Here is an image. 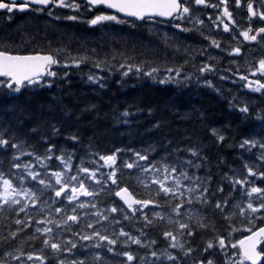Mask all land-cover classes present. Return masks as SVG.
I'll list each match as a JSON object with an SVG mask.
<instances>
[{
	"label": "snow or ice",
	"instance_id": "snow-or-ice-1",
	"mask_svg": "<svg viewBox=\"0 0 264 264\" xmlns=\"http://www.w3.org/2000/svg\"><path fill=\"white\" fill-rule=\"evenodd\" d=\"M221 3L224 5L222 17L235 25L228 0H221ZM193 4L204 5L205 0H0V15L12 21L16 13L47 11L51 16L52 9L57 8L77 13L64 16L66 20L81 21V14L88 16L81 22L91 26L104 21L125 23L126 20L118 15L121 13L139 21L159 16L172 17L177 21L187 19L191 22L194 19L195 24L203 25V20L192 16ZM241 4L242 0H235L236 7ZM98 6L112 11H99ZM246 9L249 26L238 35L243 41H257L258 37L264 39V26L252 27L253 18L264 25V0H258V5L253 0H247ZM93 11L97 14L92 15ZM222 17L217 16L212 23L217 27L222 24L223 31L229 33L230 25ZM60 18L56 16V19ZM216 21L220 24H216ZM175 26L182 28L179 22ZM204 38L210 41V46L221 48V43L215 38ZM236 38L233 35V40ZM229 54L240 56L242 48L233 46ZM214 59L209 57V60ZM82 62L80 58L71 60V64L76 66ZM60 63L61 58L55 53L21 55L14 54L7 47L0 48V98L19 96L23 91L34 89L51 91L56 86V78L60 76L52 68ZM94 67L101 68L102 65L95 62ZM133 67L137 75L142 72L139 65H127V71H123L125 65H120L122 76H127ZM214 67L211 63H204L198 71L213 72ZM158 72L159 68H151L143 75L157 79ZM165 72L167 74L164 78L158 79L160 84L191 83V74L183 75L182 67L166 68ZM173 72L175 76L171 75ZM257 73L261 79L250 80L247 75H240V80L246 82L244 87L251 92L264 96V58H260L257 66L252 69V76ZM68 75L64 72L61 80L68 78ZM87 79L99 84L100 88L106 87L103 77L89 75ZM196 79L197 83L202 82L205 87L220 93V89L215 88L211 80L201 77ZM80 103L84 106L80 107ZM227 106L240 118L244 128H234L231 122L219 123L211 119L206 111L195 106H190L189 112L182 113L175 103L165 105L160 115L156 114L157 110L152 105L140 107L138 103H125L112 110L111 118L115 123L130 126L139 114L150 125L146 129L148 133L154 130L157 134H163L161 139L166 141L167 149L161 146L165 154L159 161L151 158L157 154L159 141L140 148L116 147L102 155L89 151L94 147L93 138L86 136L91 129V122L86 125L84 117L85 114L99 113V108L91 101L65 103L62 97H53L38 102L35 107L10 105L0 110V161L7 160L6 169L0 165V206L15 205L19 212L25 213L24 220H15L16 229L9 231L7 237L0 236V239L7 242L16 238L18 233L34 222L40 226L35 228V233L29 238L41 242L39 252L25 253L19 248L14 250L17 254L5 251L0 264H10L11 261L24 264L21 258L25 255L33 264H216L213 252L227 256L224 235L217 233L212 239L205 240L203 247L199 244L194 246L200 231L208 230L211 225L215 232V226L204 209L219 212L224 220L231 223L236 213L229 212V202L233 198L232 193L240 190L246 194L247 202L244 207L236 204L234 208H238L241 215L247 214L250 225L254 220L264 222V187L254 183L258 179L264 184V106L257 107L253 102L239 101L235 96L227 101ZM191 114H196L200 122V133H193L187 128L182 132L173 129L172 124L177 120L190 121ZM174 132L180 134L174 140L167 139ZM59 138L63 139V144L57 143ZM85 139L88 140L87 144L84 143ZM37 146H42V151H38ZM79 146L84 147L85 156H98L99 161H103L102 166H107L109 172L106 175L100 173V167L91 163L85 166L83 156L79 164H74ZM213 148L223 149L225 153H238L235 158L241 161L243 172L238 173L234 165L228 164L226 155L219 151L213 154ZM125 152L131 153L133 159L118 165V156ZM245 156L250 159L245 160ZM213 166L218 170L227 168V171L213 174ZM118 169H138L144 179L140 175L133 176L132 171L128 179L146 189L150 185L154 186L155 193L151 198L138 199L129 190L127 182L118 175ZM198 171H203L204 175H197ZM26 183L32 187H25ZM105 185L115 187L114 192H109L112 203L100 208L98 202H81L82 196L98 201L101 193L108 190ZM226 187L230 189L227 196ZM47 193L52 195L45 200L43 197ZM161 196L167 198L163 204L159 200ZM217 196L221 199H216ZM57 203L62 206L56 207ZM30 204L37 206L44 214L42 219L33 221V217L27 214L25 210ZM150 206L151 215L146 211ZM164 208L168 211L165 212ZM112 214L121 216V219ZM133 218L141 225L135 228V234L121 226L122 220L131 221ZM82 219L88 222L80 227ZM109 221L113 227L111 232L106 226ZM165 221L167 227L160 233L164 241L161 247L159 240L150 237L147 230ZM74 227L79 230H74ZM246 230L250 234L231 245L234 250L238 246V250L231 253L225 264H264V223ZM231 231L237 229L233 227ZM133 245L136 246L135 250ZM235 256H238V260H232L231 257Z\"/></svg>",
	"mask_w": 264,
	"mask_h": 264
},
{
	"label": "trees",
	"instance_id": "trees-1",
	"mask_svg": "<svg viewBox=\"0 0 264 264\" xmlns=\"http://www.w3.org/2000/svg\"><path fill=\"white\" fill-rule=\"evenodd\" d=\"M19 16L21 19L23 15ZM30 19L32 18L22 17L19 21L17 18H14L12 21H8L5 16L3 17L0 15V48L7 47L15 53H55L61 58V63L59 65H54L52 70L57 71L60 76L56 78V86L53 87L51 91L34 89L31 91H23V94L19 96L13 95L10 97L0 98V110L6 109L10 105H31L35 107L38 102H44L53 97H62L65 103L91 101L97 105L99 113L85 114L84 117L83 122L86 125L91 122V129L86 133V136L93 138L92 143L94 147L89 151L98 152L102 155L114 150L116 147L140 148L144 145L159 141V144L157 145V154H153L151 157L152 159L158 161L160 160V157L165 154L161 146H163V149H167L166 141L161 139L163 134H157L154 130L151 133H148L146 129H148L150 125L147 123L145 117L139 114L130 126L115 123L111 118L113 115L112 110L118 106L122 107L125 103H138L140 107L152 105L157 110L156 114L160 115L161 110L165 107V105L175 103L179 105V111L182 113L189 112V107L195 106L198 109L206 111L207 115L211 119L219 123L231 122L234 128L237 126L241 128L245 127L244 124H241L240 118L228 108L227 101L231 100L233 96L241 101L246 96L245 94L248 93L245 91L243 92L242 90H237L235 85L222 80V75H220L221 72H217L215 68L213 72L201 73V76H193L192 73L194 71H191L190 84H160L158 79H163L166 74L157 73V79L144 76L143 73L145 70L142 68V65L145 62H154V60H159V57H154L160 53L158 52L152 54L150 59L146 57H143L142 59L138 58L132 51L134 46L137 51H140L139 53L143 55L146 51L145 49H147L146 46L148 48L152 46L156 48V44L158 43L153 34H150V31L145 33L146 28L140 23H133L134 26L132 25V29L124 28L122 25L115 27L117 26L115 24L105 25V28H81V26H79V28H63L59 24L57 25L56 22L52 21V28H48L49 26H46L45 22L40 23L38 20ZM107 37H110L111 42V49L109 50L110 53L121 55L130 54L142 68V72L139 75L136 74V69H132L127 76H122V70L120 67L108 68L106 66H102L101 68H95L94 64L89 60H82L83 62L79 66L71 64L72 59L80 58L81 56H84L85 53L89 54L92 48L96 49L98 46L102 48L100 43L104 42ZM115 37L120 39L119 43L115 41ZM125 37L128 38L127 42L123 41ZM85 42H88L91 45L89 52L84 49V45H87ZM67 47L69 48L67 49ZM176 47L177 46H174V48ZM160 58L164 59L163 56H160ZM190 63H193V60ZM66 64L67 66H65ZM189 64H186L183 67V75L188 73L185 70L189 67ZM124 69H126V67ZM64 72H67L69 75L68 78L63 79L62 81L61 78L63 77ZM89 75H98L103 77V82L106 84V87L100 88L99 84L88 81L87 77ZM197 77L211 80L215 88L220 89V93H217L211 88L205 87L202 82L197 83ZM117 81H120V83H117ZM242 101L253 102L249 97ZM79 106L83 107L84 104L80 103ZM191 116L192 118L190 121L180 122L177 120L172 124L173 129H179L182 132L183 129L187 128L193 133H200V122L196 119V114H191ZM170 119L172 118L170 117ZM179 134V132H174L173 136H169L167 139L174 140ZM57 143L63 144L64 141L62 138H59ZM84 143L87 144L88 140L85 139ZM175 146V143H173V147ZM68 147L71 146L69 145ZM37 150L42 151V146H37ZM218 151L220 154L227 156L228 164L234 165L237 168L238 173L243 172V169L241 168V161L235 158L239 155L238 153L232 151L225 153L223 149H212L213 154ZM82 156L85 157V166H90L91 163L95 167H100V173L106 175L109 172V168L102 166L103 161H99L98 156H85V149L83 146L78 147L77 156L73 163L79 164L80 157ZM131 159H133L131 153L125 152L123 155L118 156V165L123 162H130ZM244 159L248 160L250 158L245 156ZM165 162L166 161H160V163ZM140 163L143 162L141 161ZM0 165L6 169L7 160L0 161ZM130 171L132 170L118 169V175L123 181L127 182L129 189L136 194L138 199L151 198L155 193L156 188L151 185L147 189L142 186H137L134 180L128 179ZM222 171H227V168L219 170L215 166L212 168L213 174H217ZM73 173H75V169H73ZM100 173H98V176ZM196 174L203 176L204 172L198 171ZM81 175L83 176V174ZM132 175H140L141 179H144V176L139 173L138 169L132 171ZM254 183H256L257 186L264 187V184H261L258 179L255 180ZM24 186L32 187L31 184L27 183ZM104 187L108 190L101 193L98 201L82 196L80 197L81 202H98L100 208H104L106 204L112 203L113 200L109 198V192H114L115 187L109 188V185H105ZM229 191L230 189L226 187L225 196L228 195ZM49 195H52V193L45 194L43 199L48 200ZM232 197L233 198L229 202L228 210L229 212L235 211L236 214L231 218V223L224 220L219 212H214L211 209H204V211L208 213L212 224L215 226V232L212 230V226L210 225L208 230L200 231L194 242V246L199 244L203 247L204 241L212 239L217 233L224 235L226 238L227 256L224 253L213 252L212 256L216 260V264H225L226 259L231 256V253L238 250L232 249L231 245L236 243L239 238L249 233L246 230L247 228L260 226L261 223H264L262 221L254 220L253 224L250 225L248 223L249 217L247 214L241 215L239 213V209L234 208V205L236 204H239L241 207L245 206L247 202L246 194H242L240 190H236L232 193ZM114 199L116 200V198ZM165 199L167 198L163 196L159 197L161 204L164 203ZM216 199H221V197L217 196ZM48 202L51 203V200ZM65 203H67V201H65ZM55 206L61 207L62 205L57 203ZM21 207H23L22 204ZM151 210V206L146 210L149 215H151ZM163 210L165 212L168 211L167 208H164ZM25 211L28 215L33 217V221L42 219L44 215L40 212L37 206L31 204ZM89 211L91 212L93 210ZM112 215H115L117 219H121V216L119 215ZM16 219L24 220L25 213L19 212L15 205L11 207L0 206V236L7 237L9 231H14L16 229ZM87 222V220L82 219L80 227ZM38 226L40 225L33 222L30 224L29 228H25L22 232L18 233L16 238L9 239L7 242L0 239V258H3V253L5 251H13V254H17L14 251L17 248L25 253L39 252L41 247L40 240L32 241L29 238L35 233V228ZM106 226L108 227L109 232L113 230L110 221ZM121 226L125 227L126 231H132L135 234V228H139L141 225L135 218H133L131 221L122 220ZM166 227L167 224L165 221L147 230L150 237L157 238L159 240L161 247L164 246V241L160 237V233L165 230ZM233 227L236 228L237 231L232 232L231 229ZM74 230H79V228L74 227ZM229 233H231L230 236ZM135 248L136 246L133 245L134 250ZM140 254L142 255L143 252L141 251ZM231 258L232 260H238V256ZM21 259L24 261V264H33L32 261L27 260L26 255ZM10 264H16V262L11 261Z\"/></svg>",
	"mask_w": 264,
	"mask_h": 264
},
{
	"label": "flooded vegetation",
	"instance_id": "flooded-vegetation-1",
	"mask_svg": "<svg viewBox=\"0 0 264 264\" xmlns=\"http://www.w3.org/2000/svg\"><path fill=\"white\" fill-rule=\"evenodd\" d=\"M246 2L247 0H242V4L240 7H236L235 0H228V8L229 11L232 12L233 18L236 21L235 25H232L231 21H228L226 17H222V10H223V4L221 3V0H205L204 5H192V16L196 17L197 19L203 20V18L206 16L208 17L213 14L217 16H221L225 23H229L231 31L229 33H225L223 31V25L220 24L219 21H216V24H220L219 27H217L215 24H213V28H190L193 30H196L198 34L204 39V37H213L217 41L221 43L222 46H225V44L230 41L235 46H240L242 48V54L238 56V65L237 68L239 71H241L242 74L247 75L250 80L255 79H261V76L259 73L256 74V76H252V69L257 66V61L260 58H264V39L258 37L257 41H243V38L240 37L238 34L241 30L246 29L249 26V20L247 17V9H246ZM254 4L258 5V0H253ZM213 5H217L218 7H213ZM67 12L70 13V15L77 14L72 10L65 9ZM197 11V15L194 16V12ZM16 14H37V15H44L45 17L53 20L56 19V17H48L47 11L43 12H26V13H16ZM30 20H36V19H30ZM130 23V21H128ZM67 27L72 28H79V21H72L69 20L64 21V23ZM64 25V28H67ZM264 26L259 23L258 20L253 18L252 27H260ZM203 33V35H201ZM233 35H235L237 38L233 40ZM225 43V44H224ZM226 47L224 52H220V54H226L227 53ZM223 49H218L219 51ZM264 82V81H262ZM257 96H261L259 93H256ZM264 97V96H263Z\"/></svg>",
	"mask_w": 264,
	"mask_h": 264
},
{
	"label": "rangeland",
	"instance_id": "rangeland-1",
	"mask_svg": "<svg viewBox=\"0 0 264 264\" xmlns=\"http://www.w3.org/2000/svg\"><path fill=\"white\" fill-rule=\"evenodd\" d=\"M197 11L195 12L194 16L197 15ZM85 16V15H83ZM209 17H211V19H209ZM207 17L205 16L203 18L204 24L203 25H197L195 24V20L193 19L191 22L193 23V26L195 28H213V23L212 21L216 20V15L211 14L210 16ZM196 18V17H194ZM197 19V18H196ZM104 22H108V21H104ZM110 23L114 22V21H109ZM42 23V22H40ZM49 24V25H48ZM46 26H49L48 28H52L51 27V23L50 22H45ZM83 27H87L86 23H83L82 25ZM157 26V25H156ZM156 26H153L151 28H154L155 31H161L163 32L166 36L161 40L160 43L156 44V48L155 47H150L148 48L146 46L147 49H145V53L142 55L137 51V49L133 46V52L135 53V55L138 58H142L143 57H150L152 54L154 53H160V54H164V55H168V57H166L167 59H171V61L169 63H174V64H178V65H183L185 66L186 64H188L190 61H192L193 59H197L198 54L196 53V49H195V45L188 39L185 38H181L175 35H169V32L166 30V28H157ZM62 28V27H61ZM64 28V27H63ZM47 34V32H46ZM79 39V37H78ZM115 41L117 43L120 42V39L115 37ZM124 42L128 41V38H124L123 40ZM87 45H84V49L85 51L89 52L91 45L88 42H85ZM179 43H182L184 45H181ZM102 48H100V46H98L96 49H91V52L89 54L85 53L84 56H81L80 58L84 61H91L93 64L95 62H100L102 66H106L108 68H112V67H120V65H125L126 69H123L124 71H127V65H138L137 62L132 58V56L129 55H121V54H113L110 53V49H111V42H110V37H107L104 42L100 43ZM109 44V46H108ZM225 44V43H224ZM194 45V46H193ZM174 46H177L176 48H174ZM226 47H230L229 49L227 48V53L223 56H221V59H225L227 57H233L235 55H230V49L231 47L235 46L233 45L230 41H228L225 44ZM114 47V46H112ZM69 47H67L68 49ZM207 48V46L205 45L203 47L202 50H205ZM210 46L208 45V50H209ZM176 49V51H174ZM224 50L226 49H221L219 52H224ZM203 53V51H202ZM221 55V54H219ZM205 57L207 56V53L204 55ZM216 56V53H215ZM150 59V58H149ZM187 60V63H185V61ZM145 64V63H144ZM144 64L142 65V68L145 70V72L149 71L151 68H159V72L158 73H163L166 68H164V65L162 62H158L157 64L155 62H148L147 63V68H144ZM156 64V65H155ZM166 64H168V62L166 61ZM150 65H155L154 67H150ZM140 66V65H139ZM132 69H135V67H133ZM183 74H184V70H183ZM190 73H185V75H189ZM197 73H195L196 75ZM224 75H222L221 77H223ZM242 82V81H241ZM246 83V82H245ZM243 85V83H237L235 84V87H239ZM105 168H108L107 166ZM150 178V177H149Z\"/></svg>",
	"mask_w": 264,
	"mask_h": 264
},
{
	"label": "water",
	"instance_id": "water-1",
	"mask_svg": "<svg viewBox=\"0 0 264 264\" xmlns=\"http://www.w3.org/2000/svg\"><path fill=\"white\" fill-rule=\"evenodd\" d=\"M98 7H102V6H98ZM106 9V8H105ZM106 10H109V9H106ZM109 11H112V10H109ZM120 16H122V17H125L124 16V14H119ZM126 18H134V17H126ZM155 18H159V19H167V18H169V17H159V16H157V17H155ZM43 54V53H42ZM21 55H26V54H21ZM117 199H119V198H117ZM242 239V238H241ZM259 247V246H258Z\"/></svg>",
	"mask_w": 264,
	"mask_h": 264
}]
</instances>
